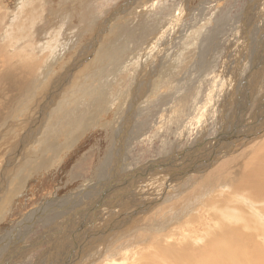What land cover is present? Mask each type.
Instances as JSON below:
<instances>
[{"label":"rangeland","instance_id":"obj_1","mask_svg":"<svg viewBox=\"0 0 264 264\" xmlns=\"http://www.w3.org/2000/svg\"><path fill=\"white\" fill-rule=\"evenodd\" d=\"M261 3L264 1L2 0L4 20L0 12V142L9 138L0 143V166L8 165L6 160L9 158V165L17 171L21 156L25 152L28 156L25 168L17 171L18 174L0 170L3 178L0 181V197L5 196L0 200V264L49 262L51 248H60L65 242H56L53 236L58 231L50 227L54 222L60 224L61 221L50 220L46 213L53 214V208L55 211L56 207L66 202L65 210L72 212L68 219L78 220L77 227L84 228L86 225L80 221L86 211L90 216L95 211L87 209L86 205L79 209L73 208L71 200L88 192L93 193L97 187L96 194L102 197L98 191L107 177L105 174L99 175V171L106 160L113 159L117 169L115 175L121 174L120 179L122 173L137 169L143 172L145 166L160 168L157 176H161L163 172L160 171L170 168V153H176L183 162L181 156L194 137H198L200 126L192 128L190 133L188 131L189 135L183 138L177 127L178 118L186 115L185 112L176 118L178 114L174 112L173 115L172 112L156 115L151 111V104L158 93L166 96L163 83L171 78L170 72L173 76L178 70L174 66L179 58L180 62L182 60L183 55L180 53L188 52L193 56V62L197 61L193 63L195 68L189 65L186 74L176 82L188 79L187 82L199 86L198 83H204L202 93L197 92L198 88L194 93L199 108L208 106L209 115L220 114L221 103L226 98V94L220 90L222 82L226 85L232 78L228 75L236 69V58V62L241 58V62L246 63L240 75L246 72L245 78L242 81L237 73L238 78L235 79L240 80L238 82L246 92L250 91L249 85L257 89L253 100L255 105L247 121L262 111L264 106L260 110L258 107L264 99V11L256 7ZM252 19L255 21L252 22ZM250 25L254 29L250 28L252 32L248 31L250 34L247 36L252 37L255 33L251 40L244 35ZM253 25L257 26L256 31ZM191 31L195 32L192 34ZM202 40L208 45L199 52L197 47H200ZM180 44L179 51L174 46ZM171 47L175 49L171 50ZM246 56H249L247 60ZM75 60L78 61L75 64L78 67L72 66ZM258 63L260 67L263 64L260 75L256 69ZM30 65H35L38 70L28 69ZM69 67L72 74L63 75ZM100 96L102 101L101 98L98 101ZM130 102L136 106L132 110V117L126 119ZM67 110H75L76 116L73 114L72 120L63 125ZM143 120L149 127L140 133L141 136L136 132V125ZM217 128L214 127V133L213 130L209 135L207 133L206 136L210 138L208 142L216 137ZM260 133L252 138L254 142L263 141L264 135L260 137ZM42 134L49 138L39 143L37 140ZM242 143L238 147L232 144V149H235L233 154L229 151L226 155H217L222 157L219 162L246 151L249 144ZM174 145L178 147L174 149ZM177 170L176 167L175 172H179ZM231 170L236 169L232 166ZM206 174L198 173L196 180H204ZM182 175L185 176L184 173ZM233 177L236 178V174ZM139 181H143V177ZM172 196L169 195L168 200L163 201L159 208L174 201L176 196ZM248 206L252 207L251 204ZM196 207L198 212L203 211V208ZM159 214L156 220L142 219L133 223L132 227L125 230L127 233L124 231L123 235L111 238L107 244L111 243V247L116 248L122 237L124 239L131 230L134 234L144 236L147 233L149 238L152 236L148 240L149 248L153 245L172 244L176 239L173 233L172 239L170 237L167 240L163 236L175 226L176 232H180V220L175 224L166 213ZM201 219L207 220V217ZM76 223L70 222L71 228L67 230L75 232ZM213 223L216 220L209 213L208 224L209 229H212L209 233L215 227ZM190 225L195 227L196 224ZM134 234L129 235L130 242L138 244L132 242ZM185 235H192V239L198 238L182 231L179 233L181 240L186 238ZM213 235H217V232ZM68 245L62 249L69 250ZM149 248L145 245L129 246L125 250L116 248L117 256L107 258L105 255L100 258L101 264H127L124 262L126 256H131L129 260L136 261L135 264H145L147 254L154 256ZM258 248L264 254V247ZM95 250L98 251V248ZM167 255L170 257L168 252Z\"/></svg>","mask_w":264,"mask_h":264},{"label":"bare ground","instance_id":"obj_2","mask_svg":"<svg viewBox=\"0 0 264 264\" xmlns=\"http://www.w3.org/2000/svg\"><path fill=\"white\" fill-rule=\"evenodd\" d=\"M1 1L2 0H0V12L1 18L4 20L1 11ZM263 6L264 3H261L256 7L259 11H264V8H262ZM251 21L253 22L255 20L252 19ZM195 27L196 25L193 28ZM250 28L252 29L253 27H251V25L247 27V32L244 33L245 36L250 34L248 31L252 32ZM256 29L257 26H255V31ZM194 32L195 31H191L192 34ZM253 34L254 35L251 34L252 37H247L251 40L253 36H255V33ZM205 39H208V37ZM234 43L235 42H233V44ZM199 44L200 47H197V49L199 48V52L208 45H206L204 40ZM181 45L182 44L175 45L174 47L179 50ZM174 47L170 49L172 50L173 48L174 50ZM185 53L186 54L180 53V55H183L181 62L180 58L177 60L180 64L175 62L174 67H177L178 70H174L175 73L173 76L172 72H170L171 78L166 79L163 83L166 96H161V93H158L155 101L151 104V111L156 115L157 113L164 114L169 112H172L173 115L174 112V114H178L176 117L178 118L181 112H185L186 115L178 118L179 124L177 128L179 130L178 133L181 134L180 137L184 138V135L188 136L192 128H197V125L200 126L197 130L199 134H197L198 137H194L189 146L185 149V154L181 156L183 162L176 153H170L171 155H168L171 161L169 164L170 168H165L160 171L161 173L163 172L161 176H157L160 168L152 166L145 168L147 167L145 166L143 172H140L141 169L126 171L122 173L120 179L121 174L115 175L117 169L113 165V159L106 160L99 171V175L105 174L107 177L106 182H104L107 184H104L98 191V193H101L102 197L97 196V187L93 190V193L88 192L71 200L73 208L79 209L80 206L86 205L87 209L92 208V210L95 211L93 216L88 215V211H86L84 217L82 216L83 218L80 222H84L86 225L84 228L77 227L78 220L68 219V216L71 215L72 212L65 210L66 207L64 206L67 202L63 206L56 207L55 211L52 207L53 214L51 212V215L46 213L50 216V220L58 219L61 221L60 224H55L54 222L50 227L51 230L58 231L57 234L53 236L56 237V242L61 240L65 242L60 248H51L53 253H49V262L45 261L46 264H101L102 259L100 260V258L103 256L106 255L107 258L117 256V249L125 250L129 246L141 247L144 245L149 248L148 240L152 236L149 238L147 233L144 236L137 233L134 234L133 230H131L130 233L128 232L124 239L122 237L121 241H119L120 244L116 246L117 249L115 247L112 248V244H107V242L113 237L123 235V232L133 225V223H138V221L142 219L156 220V218L160 216L159 213L163 212L166 213L169 220L175 224L176 222L178 224L180 220V228L182 229L180 232H176L177 227H171V229L164 234L163 238L167 237L168 240L171 237L172 239L173 233L176 239L172 241V244L168 243V245L151 246L149 251H151L154 256L147 254L144 260L145 264H264V254H262L258 248V246L264 247V139L263 141L256 142H254L255 139H252L261 131V135L259 134L260 137L264 135V109H262L264 106V99L258 107L259 110L261 108L262 111L258 112V114L255 113L256 115L247 121V118H250L248 115H251L255 105L253 104V100L256 96L257 89L252 85L253 83L251 87L248 84L250 91L246 92L244 90L245 88L241 87V84L238 82L240 80L235 79L237 73H239V75L242 73L243 64L246 63H242L241 58L236 62L238 59L236 58L234 63L236 69L231 71L230 75H228L232 76V78L228 80L227 77V84L225 85L222 82V88H220L223 94H226V98L221 103L220 114L218 116L209 115L208 106L207 108H199L196 103L197 96L194 94L196 88H198L197 92L202 93V86L204 83H198L201 85L199 86L187 82L188 79H184V81L180 83L176 82L178 78L186 74L189 65L195 68L197 62H193V56L191 54L188 52ZM248 58L249 56H246L245 59L247 60ZM77 63L78 61L75 60L72 66L78 67L77 65L75 66ZM193 63L195 64L193 65ZM263 64L260 67L258 63V67H256L258 75L262 73ZM157 65L159 66V64ZM239 66H241V69ZM28 69L32 71L38 70L35 68V65H30ZM70 72L71 67L65 69L63 75L67 74L70 76ZM245 73L246 72H243L242 76L240 75L242 81H244ZM258 79H261V77ZM172 80L175 82L173 83ZM100 98L101 96L98 101ZM240 102L241 104L239 105ZM200 103L202 104L203 102L200 101ZM129 105V115L126 119L132 117V110L135 109L136 106H133L131 102ZM215 105L213 106L214 108L216 107ZM175 108H177V112H175ZM255 110L254 112H256ZM73 114L76 116L75 110H67L65 112L63 125L72 120ZM196 116L198 117L195 118ZM210 124H212V126H210ZM216 126L218 127L216 137L208 142L210 138L206 135L207 133L209 135V132ZM148 127L149 124L143 120V122L136 125V132L139 134L143 133ZM214 132L213 130L212 133ZM201 135L203 137L200 138ZM259 135H257V137H259ZM48 138V135L42 134L39 136L37 142L43 143L48 140ZM7 139L2 140L0 143H4ZM130 139L131 138H129V140ZM210 142L212 144L208 145ZM242 142L249 144L246 151L240 152L239 155H233L231 158L226 159V161H224V159L219 162L222 158L220 157L222 154L226 155L229 151L233 154L235 149H232V144L235 143L236 146H239V143ZM130 143L128 145H130ZM203 144L205 145L204 147ZM124 146V143H122V147ZM176 147H178V145L173 146L174 149H176ZM27 156L26 152L23 154V157L21 156L20 159L22 160L17 166L18 172L25 168ZM208 156L209 158L207 159ZM8 159L6 160L8 165H1L0 170L3 169L7 173L12 171L18 174L14 167L9 165ZM149 164L151 165V163ZM232 166H234L236 170L232 171ZM176 167L179 172H175ZM171 168L172 172L170 171ZM202 170L207 171L201 172ZM183 173L185 176L182 175ZM198 173H207L204 180L203 178L196 180ZM235 174L236 178H234L235 176L233 177ZM140 177H143V181H139ZM2 179V176H0V181ZM191 181H193V183L190 185ZM11 182L12 177L9 183L10 186ZM186 184L188 186H186ZM177 191H179V195H177ZM110 194L112 195L109 196ZM172 194L175 195L172 196ZM169 195L173 198L176 196L174 201H170L165 207L159 208L160 205H163V201L168 200ZM116 196H120L119 199L114 198ZM4 197L1 196L0 200ZM1 203L3 204V202ZM247 203L251 204L252 207H249ZM196 205L203 208L201 213L198 212ZM100 206L102 208H100ZM105 206L106 208H104ZM209 213L212 215V218L216 220V223H213L216 228L214 227L211 233H209V230L212 229H209L208 224ZM198 215L201 217H198ZM206 217L207 220L201 219ZM70 222H77L74 229L76 230L75 232L67 230L68 227L69 229L71 228ZM190 223L196 224L195 227H191ZM199 223L200 227L198 226ZM159 227L162 229V226ZM191 228H193V230ZM165 229L167 230L166 227ZM203 229L204 231H202ZM182 231L189 232V234L198 236V238L192 239V235H185L186 238L181 240L183 235L180 234L181 237H179V233ZM65 232H67V234L63 235ZM215 232H217V235H213ZM131 233L134 234V236H132V242H139L138 244L130 242L129 235ZM209 234L211 235L210 237ZM107 235H109L108 238L106 237ZM106 238L107 240L102 243ZM68 244H70L69 250H67L68 248L62 249L65 245L69 246ZM52 245L56 246V244ZM97 248L98 251L95 250ZM106 248L109 249L106 250ZM167 252L170 254V257L167 255ZM124 259V262L127 264H135L134 262H136L129 260L131 256H126ZM143 263L141 262V264Z\"/></svg>","mask_w":264,"mask_h":264}]
</instances>
